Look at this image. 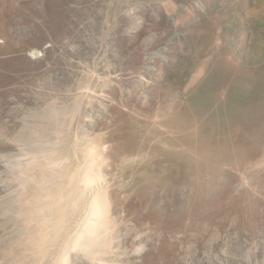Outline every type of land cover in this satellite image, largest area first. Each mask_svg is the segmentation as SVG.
Returning <instances> with one entry per match:
<instances>
[{
	"label": "rangeland",
	"instance_id": "1",
	"mask_svg": "<svg viewBox=\"0 0 264 264\" xmlns=\"http://www.w3.org/2000/svg\"><path fill=\"white\" fill-rule=\"evenodd\" d=\"M67 137L56 264H264V0H0V157Z\"/></svg>",
	"mask_w": 264,
	"mask_h": 264
},
{
	"label": "bare ground",
	"instance_id": "2",
	"mask_svg": "<svg viewBox=\"0 0 264 264\" xmlns=\"http://www.w3.org/2000/svg\"><path fill=\"white\" fill-rule=\"evenodd\" d=\"M67 138L66 145L56 141L40 151L30 149L21 159H8L13 154L4 160L0 157L4 167L0 174V228H15L29 236L19 239L17 251L26 262L32 260L31 264H56L75 226L70 204L86 169L76 158L75 142ZM35 139L31 135L29 141L37 142ZM10 222L16 226L10 227Z\"/></svg>",
	"mask_w": 264,
	"mask_h": 264
}]
</instances>
